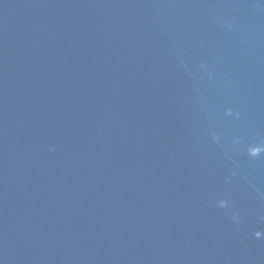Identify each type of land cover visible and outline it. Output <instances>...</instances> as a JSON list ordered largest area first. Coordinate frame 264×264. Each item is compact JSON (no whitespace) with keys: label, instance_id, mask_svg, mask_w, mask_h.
Here are the masks:
<instances>
[{"label":"water","instance_id":"1","mask_svg":"<svg viewBox=\"0 0 264 264\" xmlns=\"http://www.w3.org/2000/svg\"><path fill=\"white\" fill-rule=\"evenodd\" d=\"M0 264H264V0H0Z\"/></svg>","mask_w":264,"mask_h":264}]
</instances>
